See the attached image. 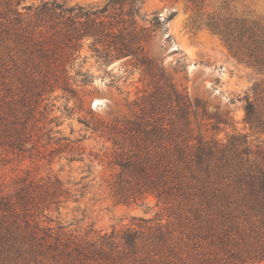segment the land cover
Instances as JSON below:
<instances>
[{
	"label": "rangeland",
	"instance_id": "374dc122",
	"mask_svg": "<svg viewBox=\"0 0 264 264\" xmlns=\"http://www.w3.org/2000/svg\"><path fill=\"white\" fill-rule=\"evenodd\" d=\"M19 1L69 8L51 17L20 8V15L2 26L0 187L13 194L32 181L39 194L33 204L39 203L31 213L41 224L93 238L166 223L164 204L154 195L126 201L114 196L115 184L131 191L134 182L121 166L127 148L105 132L120 130L127 143L126 126L156 88L162 91L165 79L192 102L200 100L197 112L189 114L195 135L223 143L235 135L252 152L264 144V133L243 119L248 100L264 122V0H202L199 8L189 0H142L132 16L123 5V14L115 6L104 17L90 11L106 0ZM224 2L225 10L254 28L259 56L205 25L207 16L224 12ZM81 7L86 13H78ZM135 22L140 34L116 30L131 29ZM54 38L61 48L46 50ZM123 38L132 42L135 56L118 55ZM203 111L227 124L208 122ZM36 184L62 189L58 197L47 196ZM168 225L174 250L165 264H264L253 254L230 255L221 241L224 228L187 232L175 222ZM243 240L238 247L244 250Z\"/></svg>",
	"mask_w": 264,
	"mask_h": 264
},
{
	"label": "trees",
	"instance_id": "16d2710c",
	"mask_svg": "<svg viewBox=\"0 0 264 264\" xmlns=\"http://www.w3.org/2000/svg\"><path fill=\"white\" fill-rule=\"evenodd\" d=\"M106 1L90 13L104 17L109 7L118 6L119 14H123V5H128L131 8L128 15L132 16V12L138 13L137 4L142 2ZM189 1L198 8L202 2ZM226 5L224 2L223 13L207 16L205 25L222 35L230 45L246 47L250 55L259 56L254 28L246 19L225 10ZM19 6V0H0V47L3 24L19 16L20 8L36 17L69 11L52 2ZM80 9L78 13H86L82 7ZM134 24L131 29L121 26L116 30L123 36L140 34V26ZM87 35L95 34L88 32ZM247 35L250 42L256 44L254 49L248 44ZM45 47L46 50L61 48L55 38ZM133 47L130 40L123 38L116 50L118 55L135 56ZM142 63L149 66L147 59ZM163 86L162 91L156 88L146 98L144 105L138 108V119L126 126L130 137L127 143L124 132H105L112 135L115 145L127 148L128 157L121 166L134 182L129 188L131 191L115 184L114 196L126 201L138 195H154L164 204L166 223L145 230L126 229L121 234L103 233L81 238L61 226L55 230L43 225L33 216L31 209L38 206L39 202L36 205L33 202L39 194L35 195V189L31 188L32 181L13 194L0 187V264H165L174 250L173 232L168 227L171 222L187 232L224 228L226 236L221 241L230 255L239 257L248 253L251 258L254 255L264 259V144L252 152L242 147L244 140L235 135L226 143L207 141L195 135L189 114L197 112L200 100L192 102L168 79ZM244 111L243 119L250 128L264 133V122L256 105L247 100ZM201 117L216 126L227 124L223 118L204 111ZM36 185L47 196L58 197L62 189ZM50 203L52 201L48 205ZM244 237L247 240H243L246 248L243 250L238 247V240Z\"/></svg>",
	"mask_w": 264,
	"mask_h": 264
}]
</instances>
